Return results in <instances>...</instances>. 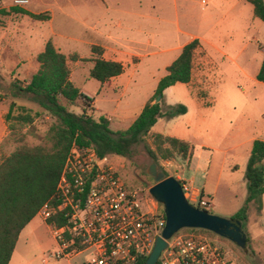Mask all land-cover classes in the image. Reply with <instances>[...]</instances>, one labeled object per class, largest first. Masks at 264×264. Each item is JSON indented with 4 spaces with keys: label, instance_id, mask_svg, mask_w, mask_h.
<instances>
[{
    "label": "rangeland",
    "instance_id": "1",
    "mask_svg": "<svg viewBox=\"0 0 264 264\" xmlns=\"http://www.w3.org/2000/svg\"><path fill=\"white\" fill-rule=\"evenodd\" d=\"M15 1L0 0V163L20 146L50 147L48 129L54 120L35 103L12 98L10 89L12 83L25 84L37 71L35 57L47 40L66 57H76V62L68 60V67L74 85L94 102L95 111L87 108V114L95 120L105 115L119 117L120 122L109 125L117 132L127 129L137 109L153 96L157 81L166 74L165 66L179 54L172 48L196 35L212 40L214 47L202 44L204 50L200 45L190 83L168 87L160 101L162 111L181 104L186 113L170 120L160 118L150 129V133L188 143L192 156L188 166L178 158L159 160V170L182 183L181 176L187 186L202 190L210 204L204 210L211 215L230 219L241 208L249 150L254 140L264 141V83L255 79L264 48V22L253 18L250 5L241 17L249 27L242 31L241 23L233 24L234 20L225 27L239 9L237 0H94L93 4L71 0L64 16L45 6L50 0H27L22 6ZM12 8L39 13L48 20L53 12L55 21L51 25L48 20H33ZM93 27L109 30L123 45L119 53H108L105 58L120 61L124 71L104 85L89 77L91 62L85 60L90 57L89 47L82 41L87 37L82 36ZM240 34L251 44L235 57ZM11 103L15 106L6 119ZM81 109V100L68 106L75 114H81ZM18 115H30L32 121L23 124L16 119ZM107 162L139 197L149 201L154 181L146 169L152 161L143 144L135 147L131 158L107 156ZM153 205L161 213L162 206L155 201ZM244 232L245 248L216 235L212 238L237 264H264V200L260 211L250 205ZM53 250L47 226L35 216L21 231L9 264H44L43 258ZM80 258L46 264H80Z\"/></svg>",
    "mask_w": 264,
    "mask_h": 264
},
{
    "label": "trees",
    "instance_id": "2",
    "mask_svg": "<svg viewBox=\"0 0 264 264\" xmlns=\"http://www.w3.org/2000/svg\"><path fill=\"white\" fill-rule=\"evenodd\" d=\"M245 1L252 5L254 17L264 22V0ZM11 11L37 21L46 19L44 15L30 14L22 9L12 8ZM198 48L197 39L185 44L177 58L166 67V74L158 80L153 96L131 125L123 131L113 132L106 116L95 120L93 115L87 114V108L92 110V99L83 95L69 79L68 60L74 62L76 57L68 59L50 40L45 43L43 50L35 57L37 71L25 84L10 85L12 98H24L35 103L54 122L48 129L49 148L20 146L0 163V264L9 263L21 231L37 215L40 207L47 201H55L56 185L72 146L92 148L99 158H131L135 147L143 144L146 154L158 169L159 160L178 158L189 165L192 147L188 143L175 137L150 133V129L160 118L170 120L186 113L185 106L181 104L162 111L160 101L163 91L168 87L176 83H190L194 55ZM90 51L92 58L88 61L92 62L89 70L91 79L103 84L123 73L124 66L121 63L101 58L100 47L92 46ZM255 79L264 83V56ZM157 96H160V101L154 103ZM77 100L82 101L81 114L68 110V106H72ZM14 106V103L10 104L6 119L11 118ZM16 119L23 124L32 121L30 115H18ZM244 180V203L231 216V219L241 223L243 231L250 205L254 204L258 211L261 210V197L264 193V141L252 142ZM161 213L163 215V211ZM55 221L57 224L62 222L59 218H55ZM199 231L215 235L207 230ZM146 259L147 257L139 258L134 264H145Z\"/></svg>",
    "mask_w": 264,
    "mask_h": 264
},
{
    "label": "built area",
    "instance_id": "3",
    "mask_svg": "<svg viewBox=\"0 0 264 264\" xmlns=\"http://www.w3.org/2000/svg\"><path fill=\"white\" fill-rule=\"evenodd\" d=\"M15 4L22 6L27 0ZM182 190L192 206L201 210L210 206L200 194L184 186ZM154 201L139 197L107 156L99 158L92 148L72 146L56 185L55 201L45 202L37 212L55 245L42 262L81 257L80 264H134L148 257L165 224ZM55 218L62 222L57 224ZM166 244L156 264H237L199 229L179 230Z\"/></svg>",
    "mask_w": 264,
    "mask_h": 264
},
{
    "label": "water",
    "instance_id": "4",
    "mask_svg": "<svg viewBox=\"0 0 264 264\" xmlns=\"http://www.w3.org/2000/svg\"><path fill=\"white\" fill-rule=\"evenodd\" d=\"M160 101L157 96L154 103ZM154 184L149 188V195L162 206L165 224L154 244L145 264H156L166 241L182 229H203L222 237L241 248L246 247V235L241 223L235 219L214 216L205 210L192 206L184 197L182 186L173 177H165L157 165L152 162L146 169Z\"/></svg>",
    "mask_w": 264,
    "mask_h": 264
},
{
    "label": "crops",
    "instance_id": "5",
    "mask_svg": "<svg viewBox=\"0 0 264 264\" xmlns=\"http://www.w3.org/2000/svg\"><path fill=\"white\" fill-rule=\"evenodd\" d=\"M73 1V0H72ZM71 0H50L49 1V4L48 5H45L46 7H48L50 10H56L57 12H58V14H60V15H62V16H64L65 15V11H64V9L66 8V7H68V6H71V2H72ZM93 1L94 0H91V2H92V4H93ZM104 3H105V0H102ZM90 1L89 0H74V3L75 4H77V3H89ZM203 4H204V1H203ZM246 5H250L251 6V8H252V5L251 4H249L248 2H246L245 0H237V2H236V4H235V7L236 6H238V8L239 9H237L236 11H235V14L233 15V16H231V17H229V18H231V20H227L226 21V23H225V21H224V23H225V27H230L229 26V23H230V21H232V20H234L235 22L233 23V24H236V23H241V30L242 31H246V30H248V23H245V22H242V20H241V17H242V14H243V11H244V9H245V6ZM249 8V7H248ZM24 11H26L27 13H30V14H34V15H40L39 13L37 14H35V13H31V12H29V11H27V10H24ZM42 15V14H41ZM52 18L51 19H45V20H43V21H49L50 23H51V25H53V22L55 21V16H54V14H53V12H52ZM27 16V15H26ZM252 16H253V18H255L254 17V15H253V8H252ZM224 19H227L226 17H224ZM255 19H257V18H255ZM259 20V19H258ZM215 23L210 27V30L212 31L214 28H215ZM120 26V25H119ZM228 31H230V29H228ZM55 32V30H54V28L52 27V33H54ZM87 32V31H86ZM229 36V35H228ZM83 38L84 37H87V38H84V39H86V40H82L83 41V43L85 44V45H87L88 47H89V58L88 59H85V60H89L90 58H92V54H91V51H90V48L92 47V46H97V47H100L101 48V50H102V52H101V58L102 59H104V60H109V59H107V58H105V56H106V54H108V53H111V54H117V53H119V48H120V46H122L123 47V45H121L119 42H118V38H116V37H114L113 36V34L109 31V30H107V31H101V30H98V28H92V30H91V32H90V34L88 33V34H85V36H82ZM229 38H230V36H229ZM194 39H197L198 41H199V46L201 45L202 47H203V45L202 44H205V45H207V46H209V47H214V44H213V42H212V40H210V39H206V38H200L199 36H196V35H192L187 41H185V42H183V43H181V44H179L178 46H175L174 48H172V50H179V53H180V51H181V49H182V47L185 45V44H187V43H189L190 41H192V40H194ZM50 40V39H49ZM48 41V40H47ZM46 41V42H47ZM45 42V43H46ZM235 43H237L238 45L240 44L241 46H240V48H239V50L236 52V54H235V57H238V56H240L241 54H242V52L243 51H245L247 48H248V45L249 44H251V42H249V41H247L246 40V38H244L243 37V34H240L239 36H238V39H236V42ZM53 44V43H52ZM45 45V44H44ZM55 47V46H54ZM125 47V46H124ZM228 48H230V44H229V46H227ZM56 48V47H55ZM126 48H128V49H131L130 47H126ZM57 49V48H56ZM203 49H204V47H203ZM58 50V49H57ZM105 50V51H104ZM205 50V49H204ZM263 50H264V48H262L261 49V53H262V55H261V60H260V64H261V61H262V59H263ZM59 51V50H58ZM60 52V51H59ZM61 54H63L64 55V53H62V52H60ZM221 55H225L226 57H227V54H225V52H221L220 53ZM141 55V54H140ZM179 55V54H178ZM177 55V56H178ZM177 56H176V58H177ZM195 56V55H194ZM72 57V56H71ZM68 58V57H67ZM176 58H174L173 60H172V62L176 59ZM69 59V58H68ZM79 59H81V60H83V58H79ZM109 61H115V62H119V63H121L120 61H117V60H109ZM232 61H235V60H233L232 59ZM74 62H76V61H74ZM171 62V63H172ZM170 63V64H171ZM122 64V63H121ZM169 64V65H170ZM193 64H194V61H193ZM259 64V65H260ZM123 65V64H122ZM169 65H167V66H169ZM91 66H92V62H91ZM124 66V65H123ZM167 66H165V71H166V67ZM260 67V66H259ZM259 69V68H258ZM241 71L244 73V70L243 69H241ZM257 72H258V70H257ZM257 74V73H256ZM120 76V75H119ZM119 76H117V77H114V78H112V79H110L108 82H106V83H103L102 85H104V84H107V83H109L110 81H113V80H117L118 78H119ZM256 76V75H255ZM162 78V77H161ZM69 79H70V81L73 83V81H72V76H71V74L69 75ZM158 82V81H157ZM74 84V83H73ZM188 85V84H187ZM75 86V85H74ZM81 92V91H80ZM83 95H85V96H87L86 94H84L83 92H81ZM88 97V96H87ZM90 98V97H89ZM150 99V98H149ZM148 99V100H149ZM148 100H146L145 102H143L142 104H141V106L137 109V111L135 112V114H134V116H133V120H132V122L135 120V118L138 116V114L140 113V111H141V109L143 108V106L145 105V103L148 101ZM91 108H92V113H93V111H95V108H94V102H93V100H92V103H91ZM106 116V115H105ZM108 119H109V125L111 124V123H118V122H120L121 121V119L119 118V117H108V116H106ZM131 122V123H132ZM160 134V133H159ZM163 135V134H162ZM164 136H166V135H164ZM170 137V136H169ZM178 139V138H177ZM261 141H263V140H261ZM251 149V148H250ZM249 152H250V150H249ZM248 156H249V153H248ZM180 178H181V181H182V183H183V186L185 187V188H187L189 191H192V192H194V193H196V194H200V195H204V192L201 190H198V189H194V188H191V187H189V186H187V184H185L186 182L182 179V177L180 176ZM263 200H264V193H263V195H262V197H261V204L263 203ZM37 216V215H36ZM18 239H19V237H18ZM18 241V240H17ZM17 243V242H16ZM15 248V247H14ZM14 251V250H13ZM11 259V258H10ZM10 262V261H9ZM9 264V263H8Z\"/></svg>",
    "mask_w": 264,
    "mask_h": 264
}]
</instances>
